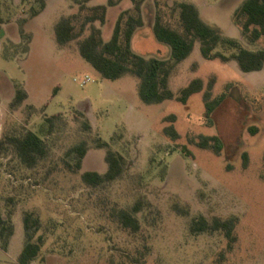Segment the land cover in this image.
<instances>
[{
	"label": "rangeland",
	"instance_id": "obj_1",
	"mask_svg": "<svg viewBox=\"0 0 264 264\" xmlns=\"http://www.w3.org/2000/svg\"><path fill=\"white\" fill-rule=\"evenodd\" d=\"M14 1L6 0L11 8L3 12L5 18H15ZM179 1L146 0V20L135 32L134 50L146 57L170 55V45L154 34L153 20L158 8L169 14ZM192 1L198 3L206 22L220 26L248 48L264 49V37L250 42L234 22V10L243 0ZM124 3L118 0L110 7L103 26L106 40L127 6ZM32 6L38 8L39 2L19 0L22 18L32 16ZM45 27L44 32H37L32 53L23 63L7 60L5 51L0 54V101L4 102L0 212L5 218L11 215L15 226L8 248L0 239V264H21L18 257L25 244L26 211L40 215L42 226L37 235L45 238L31 264H264V68L244 72L236 60L205 59L197 43L172 74L170 85L178 92L195 77L206 83L215 78L216 96L232 83L210 123L203 91L186 104L176 99L145 103L138 93V77L103 78L81 56L77 41L59 46L53 22L45 21ZM27 43L22 37L18 46L9 45L24 57ZM87 75L91 80L82 85ZM8 78L26 82L40 97L38 106L13 108ZM57 85L60 89L54 94ZM172 114L177 117L173 122L169 120ZM53 115L57 117L50 124L48 118ZM171 124L180 133L178 139L165 132ZM254 128L258 129L255 134ZM27 129L39 133L47 147L34 167L22 162L8 140ZM200 134L219 135L221 153L192 142ZM83 140L88 151L82 168L76 170L73 156L67 153ZM103 140L124 155L126 168L121 178L92 186L84 182L82 172L108 169V147H101ZM183 145L193 155L183 153ZM139 199L145 206L138 215L141 228L135 232L121 225L114 213ZM196 215L208 219L235 216L238 240L233 248L220 231L193 233L190 223Z\"/></svg>",
	"mask_w": 264,
	"mask_h": 264
},
{
	"label": "trees",
	"instance_id": "obj_2",
	"mask_svg": "<svg viewBox=\"0 0 264 264\" xmlns=\"http://www.w3.org/2000/svg\"><path fill=\"white\" fill-rule=\"evenodd\" d=\"M39 7H31V15H37L45 7L46 0H37ZM132 6L120 12L110 39L104 38L103 25L107 21L109 6L116 5L118 0H109L108 3L91 5V0H73L76 10L62 16L55 24V36L59 45L65 46L72 41L78 42L81 56L89 62L103 78L118 79L126 74L138 77V93L140 98L148 104L161 103L168 99H176L184 104L190 98L203 91L205 112L210 123L214 111L224 102L229 95L232 83H228L222 93L214 96L213 89L216 83L211 78L208 83L202 77H195L189 83L175 92L170 85L171 76L178 65L188 58L194 51L197 43L200 45L202 56L208 60L219 59L223 62L236 60L240 69L244 72H252L264 68V49H252L244 45L239 38L225 34L218 25L206 22L196 3L182 0L173 7L168 14L157 9L153 24L156 38L171 47V53L166 58L151 56L146 57L133 48V37L138 27L144 25L145 0H131ZM233 19L241 29V33L250 42H256L264 37V0H243L234 10ZM26 19L20 20L21 33L27 39L26 51L32 38L24 29ZM97 22H100L98 25ZM3 18L0 15V29ZM60 86L55 89L57 92ZM28 94L20 85L16 86V94L11 102L13 108H18ZM57 115L48 118L53 124ZM176 115L169 117L170 121L176 120ZM255 134L258 129H252ZM165 132L173 139H178L180 133L171 124L165 127ZM199 140L192 139L201 148L212 149L220 154L223 149V140L219 135L200 134ZM8 140L23 163L34 167L47 153L45 139L37 132L27 129L19 135L9 136ZM107 146L106 161L108 169L101 173L95 170L82 172L84 182L92 186H98L106 182H112L121 178L126 168L124 155L109 147V143L102 141V146ZM186 155H193L186 146H180ZM88 151V143L83 140L71 147L67 153L73 156L74 169L82 168L84 158ZM244 166H247L248 155L244 154ZM69 166H73L68 163ZM149 204V203H148ZM145 204L137 200L131 207L115 209L117 221L126 228L138 231L141 228L139 213ZM25 230V244L19 254L21 264H31L44 244L42 234L37 235L41 229L42 220L35 211H26L23 217ZM237 218L214 217L208 219L204 215L192 217L190 229L193 233L217 231L222 232L228 239L229 248H233L238 240L236 234ZM15 233V226L11 215L3 217L0 212V239L5 248H8L11 238Z\"/></svg>",
	"mask_w": 264,
	"mask_h": 264
},
{
	"label": "crops",
	"instance_id": "obj_3",
	"mask_svg": "<svg viewBox=\"0 0 264 264\" xmlns=\"http://www.w3.org/2000/svg\"><path fill=\"white\" fill-rule=\"evenodd\" d=\"M186 1H189V0H186ZM124 2H125L124 4H126V2H127V6L122 8V10L127 9V8L132 6L131 0H124ZM145 2H146V0H145ZM191 2L196 3L197 6L199 7L197 2L192 1V0H191ZM99 3H106V2H101L98 0H91V2H90L91 5H95V4H99ZM18 5H19V0H15L14 3L12 4L13 7L15 6L14 7L15 8L14 9L15 14H16L15 18H13V17L11 19L5 18L3 12L4 13L7 12L8 9L11 7H9L6 0H0V15L3 18V23L1 24V29H0V54H3L5 51V53L3 55L5 56V58L7 60H13V61L18 60V61H21L22 63L25 60H28L31 53H32V49L36 43L37 32H39V31L44 32L45 31V28H46L45 27V21L51 20L53 22L54 35H55V24L57 23V21L62 16L68 15V14L74 12L77 8L75 6V4L72 3L71 0H46L45 7L43 9H41V11L37 15L22 18L18 12V8H17ZM144 5H145V3H144ZM3 6H4V10H3ZM114 6H116V5H113V7ZM110 7H112V6H109L108 17H109ZM200 12H201V10H200ZM143 13H144V21H145L146 15L144 12V8H143ZM119 14H118V16H119ZM118 16H117V18H118ZM108 17H107V20H108ZM117 18L115 19V22H116ZM21 19H26V21L24 23V29L27 33H30L32 35V38L29 42V49L27 50L24 57H20L18 54H16L14 48L13 47L10 48V45H9L10 43H13V44H16V46H18V44H20V42L22 41L23 36L21 33V25H20ZM154 19H155V17H154ZM144 24H145V22H144ZM153 24H154V20H153ZM103 32H104V30H103ZM55 39H56V36H55ZM7 45H9L8 49H7ZM59 46H61V45H59ZM17 84H19L20 86L25 88V90L28 94L27 98L17 108V110H21L24 106H30V107L38 106L36 101H38V99L40 97L37 95L36 92H34V90L30 86H28V85L25 86L26 82L21 83V82H18V80L16 81L14 79L11 80L8 78L7 79V85L9 87H12V91L9 94V101H12L15 94H16V85ZM59 86L60 85L55 86V88L53 90L54 94L59 91L58 90L57 92H55V89H57V87H59ZM3 103L4 102L1 100L0 101V118H1V114H2L1 113L2 112L1 107H2Z\"/></svg>",
	"mask_w": 264,
	"mask_h": 264
},
{
	"label": "built area",
	"instance_id": "obj_4",
	"mask_svg": "<svg viewBox=\"0 0 264 264\" xmlns=\"http://www.w3.org/2000/svg\"><path fill=\"white\" fill-rule=\"evenodd\" d=\"M91 80L90 76H86L85 78L82 79V85L87 84Z\"/></svg>",
	"mask_w": 264,
	"mask_h": 264
}]
</instances>
